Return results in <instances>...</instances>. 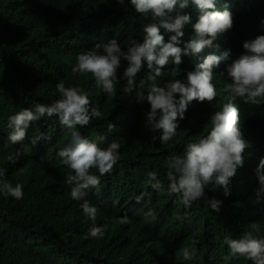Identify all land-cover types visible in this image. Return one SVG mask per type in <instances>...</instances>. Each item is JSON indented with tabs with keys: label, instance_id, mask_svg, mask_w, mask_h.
I'll use <instances>...</instances> for the list:
<instances>
[{
	"label": "clouds",
	"instance_id": "clouds-1",
	"mask_svg": "<svg viewBox=\"0 0 264 264\" xmlns=\"http://www.w3.org/2000/svg\"><path fill=\"white\" fill-rule=\"evenodd\" d=\"M2 1L21 7L18 20L30 34L16 71L37 77L50 43L47 55L67 69L48 86L44 99L50 102L8 116L4 144L23 141L30 123L45 116L55 115L69 132L55 156L71 172L64 180L71 199L48 186L43 194L55 199L25 211L32 232L43 225L54 234L83 231L85 243L61 239L60 264H264V135L255 131L264 118V0H130L142 22L119 41L101 34L86 11L68 13L63 0ZM42 18H52L54 26L39 31ZM29 52H37L38 68L28 65ZM96 98L133 107L137 128L165 146L153 171L137 168L136 175L158 194L176 197L182 211L167 208L168 221L149 207L124 204L120 223L135 215L136 227L104 235L112 216L97 217L87 197L127 198L134 185L116 174L122 146L108 135L95 140L82 133L102 116ZM42 129L29 137L35 150L45 149L41 143L50 138ZM115 129L109 121L107 132ZM20 156L17 151L8 161ZM0 193L23 198L19 183L0 180ZM221 211L226 218L218 220ZM80 221L87 225L80 228ZM21 232H0V264H22L15 245L35 235Z\"/></svg>",
	"mask_w": 264,
	"mask_h": 264
},
{
	"label": "trees",
	"instance_id": "trees-1",
	"mask_svg": "<svg viewBox=\"0 0 264 264\" xmlns=\"http://www.w3.org/2000/svg\"><path fill=\"white\" fill-rule=\"evenodd\" d=\"M62 3L70 14L79 10L86 11L89 22L101 34L116 38L118 41L126 38L130 26L142 22V18L138 17L140 15L136 14L130 0H124L123 4H119L117 0H63ZM20 10L21 7L14 2L11 4L5 1L0 2V169L5 170V175L0 177V180L7 181L13 186L19 183L23 190V198L19 200L11 196L5 197L3 193H0V232L4 233V237H7L11 229L26 231L19 233L25 237L30 234L35 235L30 240L28 238L25 240L29 244V249H25L26 243L22 241H18L15 245L16 252L21 253L22 264H60L64 260L58 258L60 246H64L61 239L66 237L65 244L85 243L82 240L83 231L79 230L75 235L65 234L63 231L54 234L47 229V225H43L40 233L32 232L26 224L25 211L27 208L31 210L34 207L37 209L47 207L48 202L55 199L43 194V189L48 186H56L62 190L64 200L67 202L71 199L66 193H70V188L64 183L66 176L71 172L62 165L61 158L55 156L59 146L64 144L67 137H70L69 132L66 128L63 130L59 128L61 126L59 120L53 119L55 115L52 116L53 118L45 116L30 123L29 136L23 141L9 145L7 148L4 144L7 142L9 132L8 116L15 114L21 108H34L37 103L50 102L51 98L44 99L48 86L53 87L56 81H60L61 75L67 73V69L60 63L52 62L51 56L47 55L50 43L43 48L44 55L37 77L25 79L16 71L17 64L20 66L24 61V40L30 36L28 28L24 29L18 20ZM54 23L52 18H42L38 30H50ZM53 58L56 59L54 54ZM37 59V52L27 54L28 65L34 64L38 68ZM96 107L102 113L101 118H94L82 133L94 137L95 140L100 135H108L109 141L114 140L119 143L122 146V156L115 166L116 174L134 185V192L127 198L87 197L89 202L97 207V217L102 213L112 216L106 224L104 235L109 232L115 233L124 226L136 227L132 223L135 215L128 218V223H120L119 212L124 204L133 203L135 206L149 207L155 212V217L162 221L171 219L172 212L167 208L181 212L182 206L176 197L170 195L169 198L163 193L158 194L152 189L148 180L137 181V168L153 171L152 163L159 161L162 153L166 155L165 146L163 144L156 146L145 131L137 128L138 117L133 107L125 109L114 101H103L97 98ZM109 121L116 125V129L111 134L107 132ZM39 122L43 124L44 135L50 138L41 143L45 145V149L35 150L29 137L39 134L36 132V125ZM256 125L258 127L255 131L264 135V118H260ZM251 131L255 133L254 130L251 129ZM26 145L29 146L25 147ZM17 151L21 153V156L15 163H10L8 156L15 157ZM156 174L159 180L163 179L164 176H160L159 172ZM141 194H143L142 199L139 203H135L137 195ZM199 206L202 209L208 207L204 202L199 203ZM216 218L218 220L226 218L225 212L221 211ZM86 225L87 223L80 221V228Z\"/></svg>",
	"mask_w": 264,
	"mask_h": 264
},
{
	"label": "rangeland",
	"instance_id": "rangeland-1",
	"mask_svg": "<svg viewBox=\"0 0 264 264\" xmlns=\"http://www.w3.org/2000/svg\"><path fill=\"white\" fill-rule=\"evenodd\" d=\"M36 127H37V131L39 132V130H41L42 128V123H37Z\"/></svg>",
	"mask_w": 264,
	"mask_h": 264
},
{
	"label": "bare ground",
	"instance_id": "bare-ground-1",
	"mask_svg": "<svg viewBox=\"0 0 264 264\" xmlns=\"http://www.w3.org/2000/svg\"><path fill=\"white\" fill-rule=\"evenodd\" d=\"M229 35H230V33H229ZM229 43H230V41L228 40V41H227V44H229ZM218 52H222V49H219ZM223 61H225V60H223ZM236 101H238V100H236Z\"/></svg>",
	"mask_w": 264,
	"mask_h": 264
}]
</instances>
